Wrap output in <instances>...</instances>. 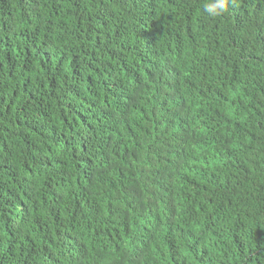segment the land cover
I'll list each match as a JSON object with an SVG mask.
<instances>
[{
    "label": "trees",
    "instance_id": "obj_1",
    "mask_svg": "<svg viewBox=\"0 0 264 264\" xmlns=\"http://www.w3.org/2000/svg\"><path fill=\"white\" fill-rule=\"evenodd\" d=\"M0 0V264H264V0Z\"/></svg>",
    "mask_w": 264,
    "mask_h": 264
},
{
    "label": "clouds",
    "instance_id": "obj_2",
    "mask_svg": "<svg viewBox=\"0 0 264 264\" xmlns=\"http://www.w3.org/2000/svg\"><path fill=\"white\" fill-rule=\"evenodd\" d=\"M237 0H204L202 10L209 17L216 18L224 15L232 7H235Z\"/></svg>",
    "mask_w": 264,
    "mask_h": 264
}]
</instances>
